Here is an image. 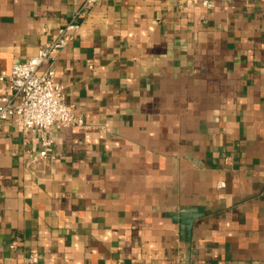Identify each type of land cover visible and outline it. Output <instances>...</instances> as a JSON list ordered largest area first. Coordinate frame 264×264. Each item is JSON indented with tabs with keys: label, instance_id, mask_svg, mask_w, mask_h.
I'll return each instance as SVG.
<instances>
[{
	"label": "crops",
	"instance_id": "1",
	"mask_svg": "<svg viewBox=\"0 0 264 264\" xmlns=\"http://www.w3.org/2000/svg\"><path fill=\"white\" fill-rule=\"evenodd\" d=\"M212 1L99 0L53 59L84 124L0 121V264H264V0ZM81 3L0 0V71Z\"/></svg>",
	"mask_w": 264,
	"mask_h": 264
},
{
	"label": "built area",
	"instance_id": "2",
	"mask_svg": "<svg viewBox=\"0 0 264 264\" xmlns=\"http://www.w3.org/2000/svg\"><path fill=\"white\" fill-rule=\"evenodd\" d=\"M98 1L82 0L53 39L40 46L28 59L14 62L8 70L0 71V80L6 81L17 97L15 103L6 96L0 97V121L13 117L25 134H36L40 157L48 154L53 143V129L84 124L82 117L75 114L73 105L65 102L63 85L55 78L53 59L55 53L75 37ZM184 1L207 8L213 6L212 0ZM219 185H224V182ZM39 258L38 252L32 251L27 256V262L36 264Z\"/></svg>",
	"mask_w": 264,
	"mask_h": 264
},
{
	"label": "water",
	"instance_id": "3",
	"mask_svg": "<svg viewBox=\"0 0 264 264\" xmlns=\"http://www.w3.org/2000/svg\"><path fill=\"white\" fill-rule=\"evenodd\" d=\"M194 211L195 210H192V209H182L177 214L176 219L180 217L178 221L183 224V232L186 234V237H188L189 229L192 224L193 218L196 216ZM181 230H182V227H181Z\"/></svg>",
	"mask_w": 264,
	"mask_h": 264
}]
</instances>
